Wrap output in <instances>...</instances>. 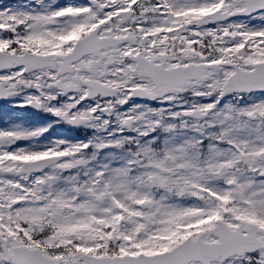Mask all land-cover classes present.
Returning a JSON list of instances; mask_svg holds the SVG:
<instances>
[{
    "label": "snow or ice",
    "instance_id": "1",
    "mask_svg": "<svg viewBox=\"0 0 264 264\" xmlns=\"http://www.w3.org/2000/svg\"><path fill=\"white\" fill-rule=\"evenodd\" d=\"M0 264H264V0L0 5Z\"/></svg>",
    "mask_w": 264,
    "mask_h": 264
},
{
    "label": "rangeland",
    "instance_id": "2",
    "mask_svg": "<svg viewBox=\"0 0 264 264\" xmlns=\"http://www.w3.org/2000/svg\"><path fill=\"white\" fill-rule=\"evenodd\" d=\"M2 4H11V3L8 0H0V5H2ZM0 126L1 127L4 126L3 119H0Z\"/></svg>",
    "mask_w": 264,
    "mask_h": 264
}]
</instances>
